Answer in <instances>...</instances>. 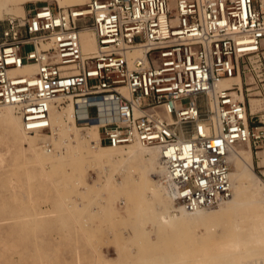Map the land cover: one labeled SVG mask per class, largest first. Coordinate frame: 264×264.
I'll list each match as a JSON object with an SVG mask.
<instances>
[{"label": "built area", "instance_id": "obj_1", "mask_svg": "<svg viewBox=\"0 0 264 264\" xmlns=\"http://www.w3.org/2000/svg\"><path fill=\"white\" fill-rule=\"evenodd\" d=\"M4 21L0 105H13L26 131L48 129L51 103L72 95L87 112L77 122L97 123L101 142L158 146L167 189L187 210L231 195L228 154L258 146L264 121L253 124L243 87L218 82L262 51L263 0H86ZM25 65L35 70L20 72Z\"/></svg>", "mask_w": 264, "mask_h": 264}, {"label": "rangeland", "instance_id": "obj_2", "mask_svg": "<svg viewBox=\"0 0 264 264\" xmlns=\"http://www.w3.org/2000/svg\"><path fill=\"white\" fill-rule=\"evenodd\" d=\"M48 4L61 5L58 0L28 1L23 4V12ZM75 4L79 3L63 6ZM23 12L14 8L1 13L0 25L7 17ZM31 48V44H26L22 53ZM242 68L246 101L256 113L253 124L262 125L264 39L260 54L247 58ZM72 100L69 96L56 100L57 111L63 112L65 105ZM12 111L19 125L8 118L10 113L6 105L0 106V264H264V251L252 255L255 257L251 253L245 255L244 249L240 252L237 249L228 257L215 252L221 249L219 243L223 241L220 240L223 236L218 237L217 233L223 229L219 220L205 224L198 221L189 230L179 232L173 230L156 207L140 209L138 198H147V192L143 196H140L141 192L138 194L139 186L135 183L143 168L141 160L118 165L114 173L108 169L111 177L106 179V170L101 164L92 163L81 141L74 139L73 135L66 138L55 133L51 126L27 133L23 120L14 108ZM75 124L80 135L93 128L92 125H80L76 116ZM139 146L123 145L113 150L114 155L120 158L126 151ZM238 147L243 150L251 147L253 170L264 179V139L256 147L248 143ZM149 157L146 152L143 162L147 164L146 175L154 184L157 179L149 170L153 162L148 160ZM129 185L134 187L133 190H128ZM217 206L206 209L214 211ZM163 208H160L163 213L174 210L170 206ZM256 210V205L250 209L251 213ZM241 219L252 224L249 217ZM206 224L211 226L208 231H205ZM189 232L198 236L207 233V236L202 238L203 241L192 240ZM240 253L242 259L238 257L242 256ZM199 259L203 261L199 262Z\"/></svg>", "mask_w": 264, "mask_h": 264}, {"label": "bare ground", "instance_id": "obj_3", "mask_svg": "<svg viewBox=\"0 0 264 264\" xmlns=\"http://www.w3.org/2000/svg\"><path fill=\"white\" fill-rule=\"evenodd\" d=\"M28 1H35V0H0V14L4 12L13 11L14 8L23 12V4ZM58 2L59 4H61L59 6L68 7L72 5H68V6H63V5H65L66 3L82 4L86 2V0H58ZM25 12H26V9L21 15H24ZM82 44H83V49L85 51H92L96 49L97 43H96V38L93 32H91L90 30H85L83 32ZM34 70H35L34 65L32 66L25 65L20 70V72L34 71ZM235 83L240 85V87H243V79H242L241 73L230 76V77L222 78L218 82V85L231 86L232 84H235ZM63 96H69L73 100L72 102L70 101L69 103L65 105L63 112H59L56 109L55 101L60 99ZM55 101L51 103L50 111H49L50 126L52 130L57 134L64 135V137L66 138H69L73 135L74 139H78L79 141H81L82 147L86 149L87 153L89 154V157L93 161L92 163L101 164L102 168L106 170L105 174L107 175H104L106 176L104 178L109 179L111 177L110 176L111 173L110 172L108 173V169L110 171H113L114 173V169H116L118 165H123L124 163H129L130 161L137 162L141 160V162L143 163V168L141 169L139 177L136 178L135 183H138V186H139V188H137L138 194L141 192L140 196H143L146 194L145 192H147V198L145 197H143V199H141V197L138 198L140 209H143V208L146 209L148 206L156 207L157 209H159L160 213H162V215L166 218L164 219L167 221V223L172 225L173 230L179 231V232H185L187 229L189 230V227H191L192 224L198 221L204 222L205 224L207 221L209 222L212 220H216V221L219 220L221 222L220 224L223 226V229L222 231L218 230L217 233L219 234L218 237L223 236L222 238L220 237V240L223 239V241H221L222 242L221 243L220 240H218L219 238L216 241L218 243L220 242L219 244H221L220 246L221 249H218L219 251L215 250V247L216 245L218 246V244L214 245L215 247L213 248L215 252L219 253V255L220 253H222L223 255H226V257H228L227 255L231 256V254L236 253L237 249L239 250L238 252H240V249H244L243 253L244 254L251 253V256L254 254H258V252L262 253L261 251H264L263 250L264 249L263 248L264 247V179H262L253 170L254 163H253V159L251 156V147L248 150H243L242 148L238 147L239 144H235L231 148L228 154L229 156L228 158H229V162L231 166V169H230L231 170L230 177H231V182H232L231 195L226 200L217 204L219 206L214 205V206H217V209L214 211H208L206 209V208H212L214 206L200 208L196 211H189L179 201L175 200L174 196L167 189V186L165 187L167 171H166V166L160 156V148L158 146H155V145L148 146L140 142H133L131 143V145L138 144V146L139 145L141 146H139L138 149L133 148L131 150H128L125 153H123L120 158H116L114 155L115 151L113 150L123 147V145L113 146L110 144L108 145L100 144L99 143L100 142L99 125L97 123L90 124L93 126V128L90 131H88L85 135H80V133H78V130L76 129V124H75V116L77 120L78 115L83 116V115H86L87 112H85L84 107H81L80 112L75 113V110L77 108L75 105V102H76L75 97H73L72 95L64 94V95L57 96L55 98ZM77 102L84 104L83 98H79ZM0 106H5V105H0ZM12 108H14L13 105H10V104L6 105V109H8V112L10 113L9 114L10 116L8 118L10 119L12 123L17 124L19 121L15 117L16 115L15 116L13 115ZM102 118L104 119V117ZM207 129L209 131L211 130L210 127H207ZM27 133H29V131ZM67 142H70V141H67ZM142 146H146V147H142ZM146 152L150 154V157L148 160L153 161L152 164H150V167L149 165L148 167H149V170H151L155 174L154 176H156L157 182H154V184L151 183V179L147 177L146 172H145L146 171L145 169L147 168V164L143 162V157L146 154ZM232 164L234 165L233 169H232ZM133 188L134 187L132 185L128 186V190H133ZM177 203L178 204L180 203V206H178ZM254 205H256L257 210L251 213L250 209ZM163 206H168V207L170 206L174 208V210L168 209V211L166 210L165 212L166 215H164L165 213H163V211L160 210V208L162 209ZM241 217L251 218L252 224L249 225L247 223H244V219H241ZM205 226H207L205 227L206 228L205 231H208L211 229V226L207 224ZM206 236H207V233L198 236L193 232H189V238L192 240L195 238L196 239L198 238L199 241L200 240L203 241L204 239L202 238ZM202 246L200 247L198 251L201 250ZM206 250H209V249H206ZM199 253L200 252H198L197 254ZM222 254L220 256H222ZM215 255L216 253L214 254V256ZM238 255L239 254H237V256ZM240 255L242 254L240 253ZM192 256L193 255L189 257L191 258ZM238 257L241 258L243 257V255L238 256ZM252 257H255V256H252ZM226 259L227 258H225V260ZM174 260H176V258H174ZM201 260L199 259V262L203 261ZM232 261H234V259ZM237 262H238V259H237ZM239 264H241V262H239Z\"/></svg>", "mask_w": 264, "mask_h": 264}]
</instances>
